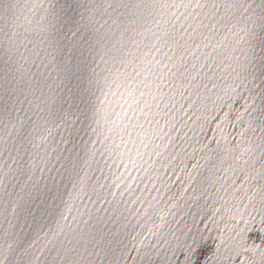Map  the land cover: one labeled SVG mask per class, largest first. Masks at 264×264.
<instances>
[{
	"label": "water",
	"instance_id": "water-1",
	"mask_svg": "<svg viewBox=\"0 0 264 264\" xmlns=\"http://www.w3.org/2000/svg\"><path fill=\"white\" fill-rule=\"evenodd\" d=\"M0 264H264V0H0Z\"/></svg>",
	"mask_w": 264,
	"mask_h": 264
}]
</instances>
